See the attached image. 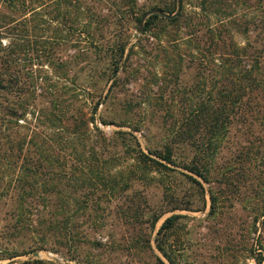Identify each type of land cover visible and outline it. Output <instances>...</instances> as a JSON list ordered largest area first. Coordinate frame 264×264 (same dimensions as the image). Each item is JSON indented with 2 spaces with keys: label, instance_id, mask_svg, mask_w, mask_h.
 I'll list each match as a JSON object with an SVG mask.
<instances>
[{
  "label": "rangeland",
  "instance_id": "obj_1",
  "mask_svg": "<svg viewBox=\"0 0 264 264\" xmlns=\"http://www.w3.org/2000/svg\"><path fill=\"white\" fill-rule=\"evenodd\" d=\"M26 1L24 8L31 7L25 12L22 7L10 9L8 0H0V16L7 13L17 21L31 20L29 40L52 46L54 37L66 38L52 56L56 63H66L62 72L45 58L33 57L32 51L19 62L27 73L43 77L26 119L36 126L38 109L49 108L51 99L60 100L56 112L61 122L47 132L61 129L76 148H50L55 162L40 167L39 181L54 189L38 198L47 206L26 198L24 213L18 216L15 194L0 197V264H169L156 247L158 241L176 264H257L253 249L264 257V223L254 224L253 219L256 210L264 211V186L259 194L253 186L257 176L264 180V173L256 170L254 162H242L252 135L236 121L209 158V182L201 181L204 196H194L193 187L179 175L174 181L152 173L124 186L133 162L124 153L118 131L132 132L144 152L161 149L174 137L189 100L205 97L199 94V62L190 63L186 47L190 30L202 17L200 0H183V9L182 0ZM219 1L222 7L215 11L220 17L223 11L231 20L250 17L254 4V0ZM173 4L174 12H167ZM153 9L173 14L170 18L178 17L182 9V16L179 23L159 22L145 31L150 15L143 24L141 17ZM52 14L58 15L57 20ZM252 36L251 31L234 33L242 45L245 37ZM122 40L127 48L115 68L110 60L112 44ZM179 60L181 65L175 66ZM93 153L106 166V186L94 180V171L85 162ZM192 153L182 144L175 155L181 160ZM160 181H173L169 192L193 202L191 210L165 212L153 225V215L167 207L170 199ZM239 181L243 185L238 189ZM210 189L218 198L212 212ZM70 197L77 203L67 201ZM84 200L87 208L82 209ZM173 213L181 215L176 226L158 235L164 219Z\"/></svg>",
  "mask_w": 264,
  "mask_h": 264
},
{
  "label": "trees",
  "instance_id": "obj_2",
  "mask_svg": "<svg viewBox=\"0 0 264 264\" xmlns=\"http://www.w3.org/2000/svg\"><path fill=\"white\" fill-rule=\"evenodd\" d=\"M39 1L43 0H31V3H40ZM67 1L71 3L72 0H64ZM26 2V0H8L7 6L10 9L22 7L26 12L31 7L28 5L24 8ZM198 6L202 17L190 30L186 47L190 50L188 55L190 63L194 65L196 60L199 62L197 65L200 66L202 78L198 85L199 94H205V97L199 95L196 100H189L174 137L161 149H148L144 152L132 132L118 131V134H121L124 153L133 162L132 170H129L127 181L124 182L126 188L130 186L132 180L152 173L173 177L174 181L179 175L183 182L193 187L194 196H204L205 188L201 181L209 182V158L217 151L234 121L244 129H248L252 135L248 150L241 159L242 162L249 164L254 162L256 170L264 173V170H259V166L264 169V0H254L250 17L247 19L239 17L231 20L223 11L221 13L224 15L220 17L215 10L222 7V2L217 0H200ZM183 7L182 0V9ZM229 8L233 9L231 6ZM182 9L175 18L167 19L157 14L150 15L145 22L144 30H150L159 22L179 23ZM174 10L175 4L166 11L173 13ZM210 15L216 16L217 19L212 20ZM50 16L54 20L58 18L56 14ZM0 17V197L9 196L10 192H13L17 204L16 214L20 216L24 213L23 201L26 198H36L38 204L47 206L46 201L41 202L38 198L41 199L42 194H48L54 189L49 187L48 183L39 181L38 176L44 162H55L50 148L59 145L75 149L76 145L73 139L62 134L61 129L47 132L49 127H56L61 122V117L56 112L60 100L51 99L49 108L38 109L35 116V120H38L36 126H32L26 119L27 110L37 97L36 91L40 87L38 80H43V77L39 73H35L34 76L27 73L26 67L19 62L26 59L28 52L32 51L33 57L45 58L48 63L56 67L57 72H62L66 63L62 61L56 63L57 60L52 59V56L57 46L66 38L54 37L52 46H48L44 41L29 40L28 24L31 20L17 21L7 13L1 14ZM198 26L203 28L198 30ZM36 28L34 27V30ZM198 31H201L199 36ZM250 31L253 36L250 39L245 37L246 41L243 45L234 39L235 32L247 34ZM112 48L110 60L116 68L127 48L126 41L115 42ZM130 52L126 55V60ZM178 65H181L180 60L175 64ZM45 79H49L48 75ZM21 123H25L26 126ZM20 127L25 128V132L20 131ZM132 130L137 128L132 127ZM28 131L33 133L29 135ZM182 144H187L191 148L193 153L190 158L185 157L180 160L176 157L177 146ZM29 153H32L31 160ZM85 160L86 163L88 162L89 171H94L96 176L94 180L105 182L106 166H101L98 157L93 153L92 157ZM223 176L224 180L228 179ZM160 182L161 188H164L163 194H169L170 199L167 207L153 215V225L165 212L191 210V202H193V198L183 199V195L179 197L178 194L174 195L173 190L169 192L173 187V181ZM103 184L106 186V183ZM112 185L113 183H110V186ZM242 185L243 183L239 181L237 188ZM263 186L264 180L257 176L253 186L254 191L259 194ZM209 197L210 212H212L218 198L211 189ZM87 198H90L89 195ZM67 201L71 204L73 201L76 202L74 197H70ZM83 202L81 208L85 209L87 203L85 200ZM180 217L181 215L173 213L165 218L158 229V235L173 229ZM260 220L264 223V211L256 210L254 224ZM58 225L55 227L59 228ZM156 247L169 264H176L171 252L159 241ZM253 251V259L257 264H262L264 257L261 251L256 248ZM14 256L16 255L7 257Z\"/></svg>",
  "mask_w": 264,
  "mask_h": 264
},
{
  "label": "water",
  "instance_id": "obj_3",
  "mask_svg": "<svg viewBox=\"0 0 264 264\" xmlns=\"http://www.w3.org/2000/svg\"><path fill=\"white\" fill-rule=\"evenodd\" d=\"M178 2L180 3V0H178ZM179 11V7H178V9H177V11H176V13L175 14H177V12ZM154 13H156V14H159V15H161V16H164V17H166V18H170V17H173L174 15L173 14H167V13H165L164 11H162V10H160V9H153V10H151V11H148V12H146L142 17H141V24H143L144 23V19H145V17L146 16H148V15H151V14H154Z\"/></svg>",
  "mask_w": 264,
  "mask_h": 264
}]
</instances>
